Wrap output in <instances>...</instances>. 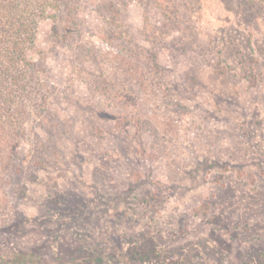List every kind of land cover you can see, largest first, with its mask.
I'll return each instance as SVG.
<instances>
[{
  "label": "rangeland",
  "instance_id": "rangeland-1",
  "mask_svg": "<svg viewBox=\"0 0 264 264\" xmlns=\"http://www.w3.org/2000/svg\"><path fill=\"white\" fill-rule=\"evenodd\" d=\"M76 9L0 112V264H264V0Z\"/></svg>",
  "mask_w": 264,
  "mask_h": 264
},
{
  "label": "trees",
  "instance_id": "trees-1",
  "mask_svg": "<svg viewBox=\"0 0 264 264\" xmlns=\"http://www.w3.org/2000/svg\"><path fill=\"white\" fill-rule=\"evenodd\" d=\"M51 8L70 16L77 13L76 0H0V112L12 120L23 115L20 100L29 94L25 67L32 63L26 52L34 47L37 21L50 18ZM15 102L19 108H14ZM6 128L0 126V132Z\"/></svg>",
  "mask_w": 264,
  "mask_h": 264
}]
</instances>
